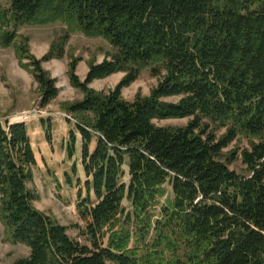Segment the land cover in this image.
Returning a JSON list of instances; mask_svg holds the SVG:
<instances>
[{
	"label": "trees",
	"instance_id": "1",
	"mask_svg": "<svg viewBox=\"0 0 264 264\" xmlns=\"http://www.w3.org/2000/svg\"><path fill=\"white\" fill-rule=\"evenodd\" d=\"M56 22L64 25L62 34L36 57L18 28ZM74 33L102 37L112 48L101 62H88L83 80L79 58L67 70L69 83L83 93L63 109L81 135L85 179L76 208L87 242L36 209L38 194L29 183L37 158L27 127L0 122V222L8 240L30 250L15 264H264V0L0 5V47H12L32 74L42 106L58 93L42 63L62 58ZM143 68L157 84L148 95L125 100L122 88ZM118 72L125 74L112 89L89 87ZM172 118L188 120L154 122ZM238 135L249 147L224 153ZM74 145L72 134L69 157ZM238 158L245 166L240 173L229 168ZM124 165L127 184L119 182ZM166 183L171 196L160 203Z\"/></svg>",
	"mask_w": 264,
	"mask_h": 264
},
{
	"label": "rangeland",
	"instance_id": "2",
	"mask_svg": "<svg viewBox=\"0 0 264 264\" xmlns=\"http://www.w3.org/2000/svg\"><path fill=\"white\" fill-rule=\"evenodd\" d=\"M10 2L11 0H0V5L8 8ZM64 28L60 22L44 26L22 25L18 28V34L29 38L31 53L40 58L48 51L54 38L62 34ZM64 50L62 58H53L42 63L43 68L56 79L58 88L57 96L50 103L42 106L40 88L32 74L18 64L12 47H0V122L26 125L37 158L34 177L29 183V187L38 194V199L33 204L36 209L66 226L70 237L84 244L87 242L83 233L84 222L80 219L76 208L78 188L85 179L80 164L81 135L75 127L71 114L63 109V103L79 100L83 93L69 83L68 63L71 58H79L76 73L83 80L88 71V62H101L108 53L112 52V48L102 37L74 33L68 39ZM124 74L118 72L103 79H95L89 87L98 91L112 89ZM156 84L157 77L150 74L149 68H143L134 82L122 88L121 95L125 100L131 101L138 92L148 95ZM175 99L167 98V100ZM35 113L39 115L34 116ZM24 115L34 117L21 122L20 119ZM187 120L188 118H172L154 120V122L160 126H183ZM224 131V128H220L216 131V135L219 136ZM72 134L75 135L74 154L69 157L67 150ZM95 141L96 137H92L91 151L94 149ZM248 147L249 139L238 135L223 149V152L236 149L240 153L242 149ZM229 168L240 173L245 166L238 158L229 164ZM68 177L71 184L67 183ZM129 180L128 168L124 165L119 182L127 184ZM164 189L165 194L159 199L160 203H164L171 196V186L166 183ZM122 204L125 209H131L126 200ZM29 251L26 245L8 240L0 222V264H15L17 259L28 256Z\"/></svg>",
	"mask_w": 264,
	"mask_h": 264
},
{
	"label": "built area",
	"instance_id": "3",
	"mask_svg": "<svg viewBox=\"0 0 264 264\" xmlns=\"http://www.w3.org/2000/svg\"><path fill=\"white\" fill-rule=\"evenodd\" d=\"M39 114L35 113L34 116H37ZM33 115H24L20 120L21 122H25L27 119H30L32 117H34Z\"/></svg>",
	"mask_w": 264,
	"mask_h": 264
}]
</instances>
